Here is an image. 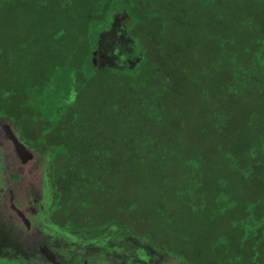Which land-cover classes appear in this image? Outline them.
I'll return each instance as SVG.
<instances>
[{"label":"trees","instance_id":"trees-1","mask_svg":"<svg viewBox=\"0 0 264 264\" xmlns=\"http://www.w3.org/2000/svg\"><path fill=\"white\" fill-rule=\"evenodd\" d=\"M0 119L73 240L264 264V0H0Z\"/></svg>","mask_w":264,"mask_h":264},{"label":"flooded vegetation","instance_id":"flooded-vegetation-1","mask_svg":"<svg viewBox=\"0 0 264 264\" xmlns=\"http://www.w3.org/2000/svg\"><path fill=\"white\" fill-rule=\"evenodd\" d=\"M120 31L113 32L114 44L126 43ZM40 148L22 127L0 119V260L80 264L106 256L116 264H147L141 248L131 247L130 240L120 249L111 236L101 246L68 236L67 227L56 216L57 204L46 182L50 170L41 167L46 152Z\"/></svg>","mask_w":264,"mask_h":264},{"label":"water","instance_id":"water-1","mask_svg":"<svg viewBox=\"0 0 264 264\" xmlns=\"http://www.w3.org/2000/svg\"><path fill=\"white\" fill-rule=\"evenodd\" d=\"M125 14V12H121L120 14H118L116 17L118 19L121 18V16H123ZM115 25V22L112 23V25ZM95 64L98 65L99 67H111L113 64H111L112 62L109 60V57L106 53H104L102 51V48L99 47L97 52L95 53ZM122 69V67H117ZM0 259H2V256H0Z\"/></svg>","mask_w":264,"mask_h":264},{"label":"rangeland","instance_id":"rangeland-1","mask_svg":"<svg viewBox=\"0 0 264 264\" xmlns=\"http://www.w3.org/2000/svg\"><path fill=\"white\" fill-rule=\"evenodd\" d=\"M116 48H117V51H119V48L117 46L115 47V49ZM117 54H119L120 57L118 59L116 58L115 61L113 60L114 61L113 63H115L117 66L118 65H122L130 57V55L127 54V52H123V51L121 53L117 52ZM56 77H57V75H56ZM52 96H54V94H52ZM0 264H18V263H16V262H8V261H1L0 260Z\"/></svg>","mask_w":264,"mask_h":264}]
</instances>
